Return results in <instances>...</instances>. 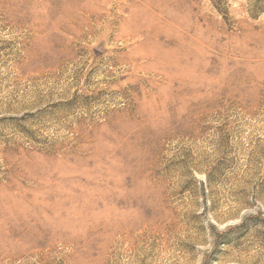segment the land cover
Segmentation results:
<instances>
[{"label": "rangeland", "instance_id": "1", "mask_svg": "<svg viewBox=\"0 0 264 264\" xmlns=\"http://www.w3.org/2000/svg\"><path fill=\"white\" fill-rule=\"evenodd\" d=\"M0 264H264V0H0Z\"/></svg>", "mask_w": 264, "mask_h": 264}]
</instances>
